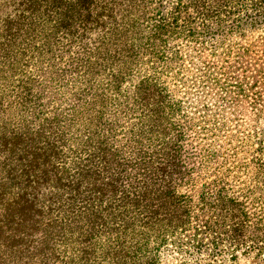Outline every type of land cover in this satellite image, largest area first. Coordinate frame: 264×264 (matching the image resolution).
Wrapping results in <instances>:
<instances>
[{
	"label": "trees",
	"instance_id": "trees-1",
	"mask_svg": "<svg viewBox=\"0 0 264 264\" xmlns=\"http://www.w3.org/2000/svg\"><path fill=\"white\" fill-rule=\"evenodd\" d=\"M260 29L264 0H0V264H163L169 246L191 264L238 251L264 264L263 216L245 236L247 188L216 174L198 204L182 191L199 148L220 158L215 140L201 146L219 134L198 131L212 100L255 114L236 140L254 148L245 168L264 209V66L185 72L172 45ZM173 81L196 88L191 114Z\"/></svg>",
	"mask_w": 264,
	"mask_h": 264
},
{
	"label": "rangeland",
	"instance_id": "rangeland-1",
	"mask_svg": "<svg viewBox=\"0 0 264 264\" xmlns=\"http://www.w3.org/2000/svg\"><path fill=\"white\" fill-rule=\"evenodd\" d=\"M231 44L232 50L230 51L229 45ZM173 46H176L180 50V56L182 59H176L179 65L185 72H195L198 74L199 68L207 64L211 66L215 71L223 73V76H236L237 73L240 76L243 74L254 75L256 74V68L259 66H264V30H246L244 34L233 37L232 39H225V41L215 44L208 45L204 50H193V47L181 44V41L173 42ZM218 48L214 50L215 48ZM196 49V47H195ZM231 53V54H230ZM234 70L235 73H232ZM253 70V71H252ZM238 75V74H237ZM222 76V75H221ZM171 92L177 100H182V105L185 107L184 111L191 114L195 110V104L197 103L196 88L187 87L183 82L173 81L170 83ZM202 102L205 100L201 99ZM195 101V102H193ZM199 101V100H198ZM214 101L208 100L203 108L206 110V125L205 123L200 124L202 126L206 125V128H210L211 131L203 132L200 129L198 131L202 132L204 135H210L213 133L219 134V136L212 137L209 140L202 141L201 146L209 145L213 140L216 141L218 147L225 146L220 149V158L216 156L215 153H208L202 151L199 148L198 154H200L202 163L200 159L196 158L194 164L192 165V178L196 185H185L182 191L189 194L195 203H199V196L201 195L200 186L204 184V180L210 182L211 179L219 176L226 177L225 183L229 184V187L241 185L247 189L246 201L249 205V214L251 215V228L245 232L246 238L253 240L256 238V233L259 224L261 223L260 216L264 217V209L259 203H261V198L256 191H250L249 189L254 188L253 180L248 179V173L245 168L246 154H252L254 148L246 146L241 140H236L243 132L247 135L252 132L254 126L248 125L249 123L256 122L255 114L252 111L244 112L243 109H223L222 107H216ZM206 105V107H205ZM262 110L264 111V98ZM224 110V111H221ZM221 111L218 117L214 116L215 113ZM224 118H223V116ZM245 120H249V123H244ZM205 128V129H206ZM215 133V134H216ZM235 139V140H234ZM215 143V142H214ZM215 144V145H216ZM216 151V150H215ZM224 153H223V152ZM204 155V156H203ZM228 160L227 162H223ZM235 174L236 178L227 175ZM237 194H242L241 189H237ZM259 233V232H258ZM170 251L166 257L163 258V264H190L193 259H196L197 254L191 249H184L181 253L173 252V246H169ZM175 251V250H174ZM236 256L231 254H226L222 252L220 256L217 257L219 264H260L258 258L255 254L245 253L243 251H238ZM201 254L199 260L202 263H206L207 259L210 257L208 255ZM215 259V258H214Z\"/></svg>",
	"mask_w": 264,
	"mask_h": 264
}]
</instances>
